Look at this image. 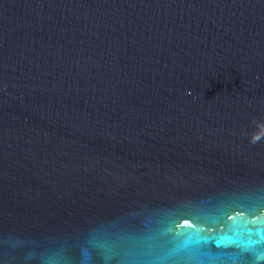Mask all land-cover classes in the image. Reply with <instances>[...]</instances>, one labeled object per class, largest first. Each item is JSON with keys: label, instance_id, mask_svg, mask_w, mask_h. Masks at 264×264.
Instances as JSON below:
<instances>
[{"label": "water", "instance_id": "95a60500", "mask_svg": "<svg viewBox=\"0 0 264 264\" xmlns=\"http://www.w3.org/2000/svg\"><path fill=\"white\" fill-rule=\"evenodd\" d=\"M254 120L264 0H0V264H264Z\"/></svg>", "mask_w": 264, "mask_h": 264}, {"label": "clouds", "instance_id": "9594fccd", "mask_svg": "<svg viewBox=\"0 0 264 264\" xmlns=\"http://www.w3.org/2000/svg\"><path fill=\"white\" fill-rule=\"evenodd\" d=\"M189 94H191V92ZM253 123L258 129L261 128V127H264V120H260V121L254 120ZM259 138H264V137H259ZM249 142L250 143L258 142V137H256L255 133L253 134V137H250Z\"/></svg>", "mask_w": 264, "mask_h": 264}]
</instances>
